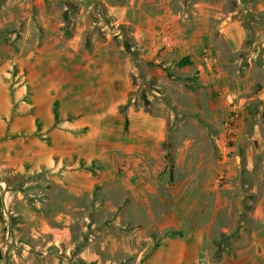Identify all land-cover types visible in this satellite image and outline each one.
<instances>
[{
    "label": "rangeland",
    "instance_id": "374dc122",
    "mask_svg": "<svg viewBox=\"0 0 264 264\" xmlns=\"http://www.w3.org/2000/svg\"><path fill=\"white\" fill-rule=\"evenodd\" d=\"M263 54L264 0H0V264H264Z\"/></svg>",
    "mask_w": 264,
    "mask_h": 264
},
{
    "label": "crops",
    "instance_id": "0c3cea01",
    "mask_svg": "<svg viewBox=\"0 0 264 264\" xmlns=\"http://www.w3.org/2000/svg\"><path fill=\"white\" fill-rule=\"evenodd\" d=\"M193 52H194V50L192 49V51L188 50L187 53L185 54L184 57L189 58L190 62L182 67L183 70H187V68L189 66H191V62L193 60V57L190 54L191 53L193 54ZM254 54H256V56L258 55L257 52H255ZM181 58H183V57H181ZM181 58H179L178 60H180ZM260 59H261V61H263V69L260 70V74H259L260 77H257L256 81H254V82H261L264 85V54H263L262 58H260ZM205 73L206 72L204 69V75H205ZM206 75L209 76L207 73H206ZM211 75L215 76V73H213V71H212ZM214 78H216L215 79L216 83H213V87L209 91L210 97H208V99H206L207 107L210 108L211 113H215L217 115L219 111L224 109V106L226 105L225 96L228 94H229V96H231V101L235 104L234 107H236L238 109L241 108L242 106L245 107V105H243L244 104V100H243L244 98L237 96L239 94V91L237 93H234V94H232V93L226 94L225 87L222 86L220 76L216 75V77H214ZM263 85L261 87H260V85H258V88H257L258 90H256V92H255V98L257 97V98H259V100L264 98V86ZM224 103H225V105H224ZM249 107H248V109H249ZM249 110H252V108H250ZM253 141H252V143H253ZM250 157H251V154H250ZM249 171H251V169Z\"/></svg>",
    "mask_w": 264,
    "mask_h": 264
},
{
    "label": "trees",
    "instance_id": "16d2710c",
    "mask_svg": "<svg viewBox=\"0 0 264 264\" xmlns=\"http://www.w3.org/2000/svg\"><path fill=\"white\" fill-rule=\"evenodd\" d=\"M190 62V60H189V58H187V57H184V58H181L178 62H177V65H180V66H182V65H186V64H188ZM127 124H128V119L126 118L125 119V126H127ZM4 202H3V198L1 199V204H3Z\"/></svg>",
    "mask_w": 264,
    "mask_h": 264
}]
</instances>
